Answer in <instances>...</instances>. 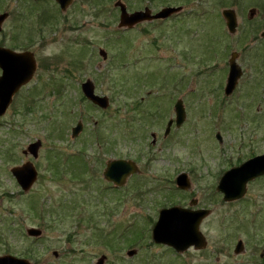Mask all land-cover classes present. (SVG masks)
I'll use <instances>...</instances> for the list:
<instances>
[{"label":"rangeland","instance_id":"rangeland-1","mask_svg":"<svg viewBox=\"0 0 264 264\" xmlns=\"http://www.w3.org/2000/svg\"><path fill=\"white\" fill-rule=\"evenodd\" d=\"M117 1L130 13L172 4L189 13L120 29ZM224 10L237 13L235 34ZM4 12L0 46L32 51L38 71L0 117V256L32 264H98L102 256L104 264H264V176L235 202L217 191L225 172L264 154V0H74L66 12L55 0H0ZM231 53L243 75L225 96ZM88 79L110 98L108 109L84 100ZM178 99L186 121L165 136ZM78 122L84 127L74 138ZM36 141L34 159L27 147ZM116 159L139 168L123 187L103 176ZM27 162L39 177L23 192L11 169ZM181 173L189 191L176 185ZM174 206L211 211L201 223L205 248L179 255L154 243L159 212ZM31 228L42 235L29 236ZM132 231L142 234L137 243L118 240ZM239 240L245 249L236 254Z\"/></svg>","mask_w":264,"mask_h":264},{"label":"water","instance_id":"water-1","mask_svg":"<svg viewBox=\"0 0 264 264\" xmlns=\"http://www.w3.org/2000/svg\"><path fill=\"white\" fill-rule=\"evenodd\" d=\"M60 5L63 12L67 11L74 2V0H56ZM115 7L121 9L120 23L118 28L133 29L138 24L145 21L165 20L172 15L179 13L181 8L166 7L155 15L151 10L129 13L127 7L121 1L116 3ZM223 17L226 21L229 33H236L238 28L237 14L233 10H224ZM9 17V14H0V31L2 30L3 22ZM264 39V31L261 34ZM100 55L107 59V53L100 50ZM236 55H234L235 57ZM35 54L31 51L17 52L9 48L0 47V68L2 73L0 75V117L4 116L12 104L14 95H16L22 87L29 84L38 70V63H36ZM236 59L231 60L230 72L226 86V96L231 95L240 78L243 75L242 68L236 64ZM0 69V70H1ZM82 93L87 101H91L97 107L106 110L110 106V99L107 96H100L96 94V85L92 80H87L82 84ZM184 103L179 100L175 105L176 112V125H181L186 120V110ZM173 120L168 124L166 135L171 131ZM83 130L82 122H79L72 130V136L76 138ZM219 141H222L220 134L217 135ZM42 147L41 141H36L28 148L27 154L37 159L39 156L40 148ZM104 177L107 181L112 182L115 186L123 187L128 178L139 171L138 166L133 161L126 160H112L106 164ZM32 162H27L21 167H16L12 170L18 184L24 192H28L38 179V171L35 169ZM264 176V154L253 157L241 166L235 167L227 171L217 186V191L224 194L225 202H233L242 199L247 193L248 183ZM187 174H181L177 179V185L182 190H190L191 182ZM192 205L196 201L190 202ZM210 210H192L181 207H172L160 211L158 221L153 228L152 238L156 244L164 245L174 249L177 253H184L190 248L203 249L207 245L206 238L201 234V223L210 215ZM42 231L36 228L27 230V234L31 237H40ZM244 244L242 241L238 242L235 253L239 254L244 251ZM136 252H129V256L134 255ZM57 257L58 254L55 253ZM107 257L102 256L98 264H104ZM0 264H32L28 259L17 258L12 255L0 256Z\"/></svg>","mask_w":264,"mask_h":264},{"label":"flooded vegetation","instance_id":"flooded-vegetation-1","mask_svg":"<svg viewBox=\"0 0 264 264\" xmlns=\"http://www.w3.org/2000/svg\"><path fill=\"white\" fill-rule=\"evenodd\" d=\"M165 7H176V8H181V11L179 12V13H176V14H174L173 16H171V17H169L168 19H166V20H158V21H162V22H176V21H180V20H182V19H184L188 14L187 13H189V10H188V6L187 5H179V4H172V6H165ZM165 7H162L161 9H163V8H165ZM117 8V7H116ZM117 9H119V8H117ZM146 9H149V10H151L152 11V13L153 14H156L157 12H159V11H156V12H154L151 8H149L147 5L143 8V9H140V10H136V11H134V12H140V11H145ZM119 11H120V9H119ZM193 15V14H192ZM158 21L156 20V21H145V22H143V23H141V24H144V23H152V22H157L158 23ZM140 25V24H139ZM252 34H254V33H251V34H248V35H246L247 36V39H248V37H251V39H253L254 38V35H252ZM260 37H261V34H260ZM261 39H263L262 37H261ZM263 41H264V39H263ZM232 55H231V58H230V60H229V64H228V66H229V68H230V63H231V60H233V59H236V62L238 63V60H239V58H240V56L237 54V53H231ZM234 55H236L235 57H234ZM241 67V66H240ZM242 68V67H241ZM243 70V69H242ZM23 89V88H22Z\"/></svg>","mask_w":264,"mask_h":264},{"label":"trees","instance_id":"trees-1","mask_svg":"<svg viewBox=\"0 0 264 264\" xmlns=\"http://www.w3.org/2000/svg\"><path fill=\"white\" fill-rule=\"evenodd\" d=\"M233 1H235V0H233ZM84 100H86V99L84 98ZM140 236H142V234L140 232H138V231L137 232L132 231L130 235H128L126 233H124L122 236L120 235V237H118V240L121 241V239H123V240L127 239V242L129 241L128 244L131 245V243H133V242L134 243H137L138 239H140ZM133 238H135V239H133Z\"/></svg>","mask_w":264,"mask_h":264}]
</instances>
